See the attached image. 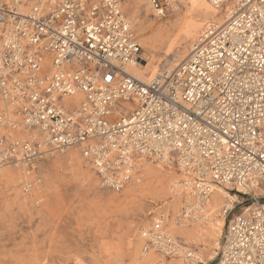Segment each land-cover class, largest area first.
<instances>
[{
  "label": "built area",
  "instance_id": "obj_1",
  "mask_svg": "<svg viewBox=\"0 0 264 264\" xmlns=\"http://www.w3.org/2000/svg\"><path fill=\"white\" fill-rule=\"evenodd\" d=\"M145 2L166 18L188 0ZM208 2L217 20L144 84L125 70L143 60L125 0H0V171L24 198L42 202L41 164L71 150L112 192L140 182L145 162L174 169L172 191L199 204L183 199L178 224L213 187L247 199L264 186V0ZM139 231L144 256L204 264L163 213ZM209 264H264V202L229 219Z\"/></svg>",
  "mask_w": 264,
  "mask_h": 264
},
{
  "label": "rangeland",
  "instance_id": "obj_2",
  "mask_svg": "<svg viewBox=\"0 0 264 264\" xmlns=\"http://www.w3.org/2000/svg\"><path fill=\"white\" fill-rule=\"evenodd\" d=\"M130 1L134 3L131 5ZM123 11L135 31L142 59L150 67L171 70L186 56L194 39L185 42L176 37L185 7L170 17L157 18L145 0H125ZM134 12L138 13L141 24L133 22ZM172 39L176 42L174 52L165 57L163 52ZM47 71L48 60L41 76H46ZM148 163L143 164L149 169L145 172L142 165L140 182L112 192L99 186L94 173L83 166L77 152L68 151L41 164L43 182L39 204L23 197L19 181L7 183L0 174V264H129L128 248L135 247L140 228L160 213L166 217L167 226L181 207L178 205L173 210L169 201L173 186L170 183L178 179L174 169ZM163 180L168 182L167 196L158 184ZM229 193L238 202L224 216L223 235L233 215L247 206L264 202V186L253 190L247 199ZM210 243L204 241L203 251L196 249L204 260L219 251L220 246L212 249ZM159 261L177 263L176 259L162 257Z\"/></svg>",
  "mask_w": 264,
  "mask_h": 264
},
{
  "label": "bare ground",
  "instance_id": "obj_3",
  "mask_svg": "<svg viewBox=\"0 0 264 264\" xmlns=\"http://www.w3.org/2000/svg\"><path fill=\"white\" fill-rule=\"evenodd\" d=\"M130 3L132 5L134 2L130 1ZM184 7L186 9V12L181 19L179 30H177L178 34L176 37H181L185 42L190 40L192 41L208 23L217 20V10L208 2V0H188ZM132 17L134 19L133 22L141 24V21L138 20L137 12H134L132 14ZM142 31L145 32V29L142 28ZM176 39L177 38H175V41ZM175 45L176 42H173L172 39L171 43L168 44L165 52H163L165 57L174 52ZM141 63L134 66L125 67L126 72L141 83L146 84L150 82L159 72H161L159 71V67H150L149 63L145 60H142ZM5 170V172H0V174H3L2 176L7 183L13 184L16 181H19V178H17L18 176H16L17 174L14 171L9 169ZM147 170H149L148 167L144 166L143 172ZM175 181L176 180H172L170 185H173ZM167 183L168 182L166 180L159 181L158 183L160 190L165 196H167L168 194L166 192ZM170 189L171 190L169 191V196L171 197V200L169 201L170 203H172L173 210H175L178 205H182L181 201L183 199L188 208L196 209L199 207L197 199L194 195L186 194L184 196H181L180 194L174 193L171 187ZM236 202H238L236 196L231 195L226 189L213 187L205 206L200 207V210L195 212L191 216V220L179 224L176 223L174 219L168 220L167 232L171 236L183 240L184 243L182 241L181 243L185 246V248L191 251V254L195 259H199L203 263H205V261H211L217 256L216 252H214V254L212 255H209L208 258L204 260L200 257L199 251H196V249L198 248L200 251H203V248H201V246H204L203 243L206 240L211 242L210 246H212V249H217L220 246L219 240L221 239L223 230L225 228V212L228 210H232L233 205ZM143 228H146V226H144ZM135 243V247H130L128 245V247H130L128 248V250L130 251L129 264H161L159 261V258L161 257L160 255L159 257L158 254L153 252H149L145 256L144 254H142V240L140 237V231ZM176 260V264H183V262L181 263L182 260Z\"/></svg>",
  "mask_w": 264,
  "mask_h": 264
}]
</instances>
